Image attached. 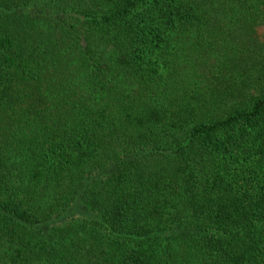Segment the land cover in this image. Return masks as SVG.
Returning a JSON list of instances; mask_svg holds the SVG:
<instances>
[{"label":"trees","instance_id":"obj_1","mask_svg":"<svg viewBox=\"0 0 264 264\" xmlns=\"http://www.w3.org/2000/svg\"><path fill=\"white\" fill-rule=\"evenodd\" d=\"M0 264H264V0H0Z\"/></svg>","mask_w":264,"mask_h":264}]
</instances>
